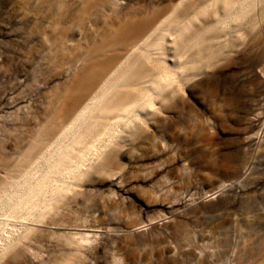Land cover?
I'll return each mask as SVG.
<instances>
[{"label":"rangeland","instance_id":"obj_1","mask_svg":"<svg viewBox=\"0 0 264 264\" xmlns=\"http://www.w3.org/2000/svg\"><path fill=\"white\" fill-rule=\"evenodd\" d=\"M132 16L160 80L97 155L68 90ZM0 264H264V0H0Z\"/></svg>","mask_w":264,"mask_h":264},{"label":"bare ground","instance_id":"obj_2","mask_svg":"<svg viewBox=\"0 0 264 264\" xmlns=\"http://www.w3.org/2000/svg\"><path fill=\"white\" fill-rule=\"evenodd\" d=\"M199 1H202V3L204 2V0H198V2ZM194 12L196 13L197 10ZM170 16H172L170 21V25H172L171 28L178 31L180 35L184 34L186 27H182L179 23V20L175 19V11H173ZM156 20L157 19H155V16L151 18H139L137 16L127 17L117 29H115L110 35L106 36L102 45H100L97 50L92 52L91 57H96V61H94L93 64H90L85 69L84 76L82 78H77L75 83L71 86V89L68 90V95H70V97L82 96V98H86L89 96L91 97V95H93L91 93L95 90L96 85L100 84L97 93L94 94L92 101H90L87 107L88 114L84 116L85 119L89 118L90 123L87 124V126L90 127L85 126L86 123L84 122L83 118L77 119L79 115L75 119L76 122L79 120V125H82V129L80 131L81 133L75 136L77 142L80 143L82 141L89 140L90 144L94 143L95 145L92 144V146H90L91 148L88 147L89 149L87 150L92 151L93 148V151H95L97 155L103 153V151H107L111 146V140H108L100 145V147L102 146L101 148H95V142L97 141V138L99 140L107 137L104 134H98V136H96L97 138L94 136V138H96L95 142H93L94 140L91 141L93 138V133L98 132L97 129L100 128L101 123H105L107 127H111L114 125V123H110L108 120L109 117L114 116L115 118H126L131 112L132 107L134 109V107L140 106L139 102L143 97V93L140 91L139 87L141 84L145 83L144 79L150 77L154 84L160 80L161 72L159 70L157 71L155 68L156 65L153 67L145 66L139 58V55H135L136 52L139 51L140 46H142L144 49L146 47L153 48L151 50L152 52L162 50V45L160 43V39H163L162 37L157 39L158 41L156 44H149V38L153 36L166 21L156 22ZM203 31L204 30L202 29L201 32ZM199 32L200 31H198V33L195 32L189 36L187 35V40H185L182 45L186 46L194 39L199 40L201 35ZM154 44L155 46H153ZM119 48H123L125 50L128 48L125 56L122 57L120 64L119 61L113 57L104 60V54L107 50ZM209 48L210 46H208L205 42V44L200 46L196 55L202 58L208 57ZM144 101H142V103ZM95 111L96 113L93 114ZM119 120L123 121V119ZM58 129L51 130L49 132V136H55ZM73 132L74 131L71 133ZM57 139L60 138L58 137ZM107 139H109V137H107ZM108 156L109 155L106 156V160L108 159ZM64 161L65 158H61L59 163H63ZM23 166L24 165L20 164L18 170H21ZM217 192L218 189H215L211 192L210 196L217 194Z\"/></svg>","mask_w":264,"mask_h":264}]
</instances>
